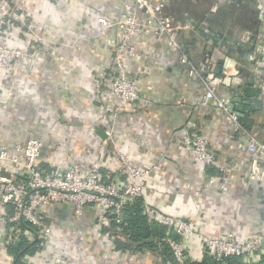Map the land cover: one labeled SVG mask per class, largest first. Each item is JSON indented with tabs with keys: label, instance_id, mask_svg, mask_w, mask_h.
Segmentation results:
<instances>
[{
	"label": "crops",
	"instance_id": "0c3cea01",
	"mask_svg": "<svg viewBox=\"0 0 264 264\" xmlns=\"http://www.w3.org/2000/svg\"><path fill=\"white\" fill-rule=\"evenodd\" d=\"M3 1L0 40L9 38L11 45L25 53L16 74L0 71V138L9 148L37 137L44 146L42 164L58 170L75 157L85 167L101 163L105 177L119 169L120 151L138 167L157 166L147 181L145 202L189 222L200 239L226 231L244 238L264 232V180L250 178L253 156L242 142L246 129L238 130L218 108L202 105V83L188 76L179 55L169 53L164 43L144 31L133 40L138 54L130 63L129 75L148 103L121 104L100 85L99 80L111 74L112 50L120 36L115 28L104 30L100 18L121 17L122 0H5L7 6ZM197 1L167 0V10L171 13L174 3ZM204 1L209 14L236 6L248 14L249 22H259L254 30L248 25L245 31L257 32L261 24L264 0H229L216 12L210 7L214 0ZM227 31L219 37L223 43L219 45L226 51L233 45L247 50L248 42L232 38L230 27ZM199 34L189 32L184 40L196 63L216 42L210 39V44ZM230 53L238 59L246 80L257 83L249 57ZM251 117L250 132L263 139L264 108L252 110ZM99 128L108 137H101ZM186 133L207 137L216 157L233 167L228 192L215 178L217 172L199 165L182 144ZM211 178L216 179L214 183ZM99 219L96 210H86L85 227L75 240V264H166L154 251L131 254L111 249V236L102 228L103 239H94L92 227ZM5 232V228L0 230V240ZM2 242L0 264H13ZM199 248L194 249V261L204 256ZM42 260L32 264H47Z\"/></svg>",
	"mask_w": 264,
	"mask_h": 264
},
{
	"label": "built area",
	"instance_id": "2783aa9c",
	"mask_svg": "<svg viewBox=\"0 0 264 264\" xmlns=\"http://www.w3.org/2000/svg\"><path fill=\"white\" fill-rule=\"evenodd\" d=\"M228 1L214 0L212 12L218 11ZM3 2L4 6L9 5V2ZM167 6V0H122L121 17L100 18L104 30L115 28L120 33L112 50L111 74L102 77L100 85L106 86L121 104L148 103L140 93L136 80L129 75L130 63L138 54L133 40L140 33L148 31L152 38L165 44L169 53L179 55L180 63L186 67L189 77L202 83V105L227 110L229 97L240 95L245 85L238 59L229 54L224 45L213 44L212 56L207 55L196 63L186 51L185 35L189 32H208V21L196 23L179 20L168 12ZM260 9L261 24L256 32L254 53L249 59L254 64L256 84L264 91L263 6L260 5ZM252 34L244 31L241 37L243 42L249 43ZM207 42L212 44L210 40ZM24 54L23 48L10 44L9 38L0 40V71L16 74L18 61ZM219 59L223 60L221 74L216 73ZM231 118L236 128L243 131L236 113ZM244 132V138L248 139L245 149L253 156L250 178L263 181L264 139L247 130ZM182 144L192 152L199 165L215 168L219 172L215 178L224 192H228L233 167L216 157L210 148V140L205 136L186 133ZM43 154V143L37 138L14 148H9L0 138V230L6 229L0 243L4 241L5 246L22 237L30 242L36 241L38 250L34 255L25 257L27 264L42 259L47 264H75V240L80 235V229L85 227L86 210L93 208L100 218L93 224L92 237L101 241V228L109 224V216L114 215L116 221L121 222L123 208L145 194L147 181L157 170V166L138 167L130 161L128 154L119 151V169L108 174L107 178L103 176L101 163L85 167L75 157H70L63 168L49 171L41 164ZM258 154L261 156L256 157ZM215 178H211L210 183H214ZM56 210H62L68 219L60 221V213ZM145 212L150 218L166 225L170 233L177 234V238L170 233L163 238L170 246L176 264H187L194 260V249L198 246H201L199 249L203 255L208 252L217 258L238 256L244 264H264V232L252 233L244 238L234 231H226L200 239L197 230L177 215L146 202ZM63 222L67 226L64 227ZM109 246L115 248L113 238H110Z\"/></svg>",
	"mask_w": 264,
	"mask_h": 264
},
{
	"label": "trees",
	"instance_id": "16d2710c",
	"mask_svg": "<svg viewBox=\"0 0 264 264\" xmlns=\"http://www.w3.org/2000/svg\"><path fill=\"white\" fill-rule=\"evenodd\" d=\"M232 7V6H231ZM181 11H180V9ZM232 8H237L233 6ZM209 6L190 5L188 3L182 2L180 5L177 3L173 4L172 12L176 13L183 18L184 21H195L200 23L203 19L209 20L210 33L205 34L206 36H211V38H219L221 35H227V29L231 25L240 26L242 29H247L250 25L255 29L256 25L253 24V20L250 22L247 20V15L245 12L239 11L240 21L236 23L234 21V13L232 10H226L217 15H212L208 13ZM171 12V11H170ZM171 12V13H172ZM254 15V20L257 19V15ZM250 30V29H249ZM200 35V34H199ZM228 37V36H227ZM221 43V41H219ZM223 44V43H221ZM252 110L247 107L245 110V116L241 121V125L247 130L251 131L253 120H252ZM42 164V163H41ZM49 171L53 169L48 165L42 164ZM219 174V172L212 168ZM105 173L103 172V176ZM104 178H107L104 176ZM110 221L108 225H104L102 230L107 231L111 238L114 240L115 250L127 253H140L146 250L154 251L159 254L163 261L167 264H176L174 254L170 246L163 240L169 232L166 225L159 223L158 221L150 218V216L145 212V200L144 197H138L132 203L127 204L121 213V222L116 221V217L113 215L109 216ZM32 228L31 225H28ZM26 228V226H22ZM102 231V232H103ZM171 236L177 238V234L171 231ZM8 252L13 256V264H27L25 262V257L34 255L37 250V242H30L26 238L22 237L12 241L7 245ZM187 264H244L243 259L238 256H224L222 258H217L216 256L206 252L202 259L200 260H190Z\"/></svg>",
	"mask_w": 264,
	"mask_h": 264
},
{
	"label": "water",
	"instance_id": "95a60500",
	"mask_svg": "<svg viewBox=\"0 0 264 264\" xmlns=\"http://www.w3.org/2000/svg\"><path fill=\"white\" fill-rule=\"evenodd\" d=\"M203 20H207L208 23H209V20L208 19H203ZM202 20V21H203ZM210 28V27H209ZM210 30L211 28L209 29L208 32H200L202 33L203 35L205 34H208L210 33ZM250 31V30H248ZM197 33V32H196ZM199 34V33H197ZM210 39H214V45L215 46H219V38H211V36H206V41L207 40H210ZM255 42H256V31L253 32L252 36H251V42H249V45H248V48L247 50L245 49H236L233 46H231L227 51L229 54H231L230 52H240L241 55L242 53L249 57L251 54L254 53V47H255ZM212 47L213 46H210V50L207 51V55L208 56H212ZM187 51V49H186ZM188 53V51H187ZM222 64H223V60L222 59H219L217 61V67H216V73L217 74H221V71H222ZM240 70L242 71V68H240ZM243 76H244V73L242 72ZM244 79H245V85L242 87V92L240 95L238 96H230L229 97V104H228V109L227 110H224V109H221V108H218L226 117L227 119L231 122V124H233L235 127V122L232 120L231 118V115L233 113H236L237 117H238V123L241 124V121L242 119L244 118L245 116V110H246V107L247 106H250L251 110H253L254 112H258V111H261L263 110L264 108V99L262 98V96L264 95V91L263 90H260V88H258L257 84L254 82V81H247L245 76H244ZM244 92L245 96L242 95V93ZM217 108V107H216ZM98 134L103 137V138H106L108 136V133L103 130L102 128H99L97 130ZM262 135L264 136V133H262ZM264 139V138H263ZM242 142H243V145L244 147L248 144V139L247 138H244V136H242ZM260 182V180H259ZM263 181H261L262 183ZM58 211V214L60 213V221H63V219L67 220L68 219V215H65L62 210H56ZM58 216H56L57 218Z\"/></svg>",
	"mask_w": 264,
	"mask_h": 264
},
{
	"label": "rangeland",
	"instance_id": "374dc122",
	"mask_svg": "<svg viewBox=\"0 0 264 264\" xmlns=\"http://www.w3.org/2000/svg\"><path fill=\"white\" fill-rule=\"evenodd\" d=\"M210 3V2H209ZM214 3V2H213ZM203 4L205 5V6H208V2H206V1H204V0H198L197 2H195V3H193V5H197V6H202L203 7ZM211 7V6H210ZM233 7V6H232ZM231 6H226V9L224 10V11H226V10H228V12H229V10H232V12L235 14L234 15V21H235V23L239 20L240 21V17H239V8H232ZM180 9V8H179ZM181 11V10H180ZM230 28H231V31H232V38H238V39H241V37H242V35H243V33H244V31H245V29H243L242 30V28H240V26L238 25V26H236V25H231V26H229ZM229 29V28H228ZM20 62V60L18 61V63ZM27 76L29 75V74H26ZM37 138V137H36ZM32 139V138H31ZM37 139H39V138H37ZM30 140V139H29ZM40 140V139H39ZM41 141V140H40ZM71 151V149L70 150H68V152H70Z\"/></svg>",
	"mask_w": 264,
	"mask_h": 264
}]
</instances>
